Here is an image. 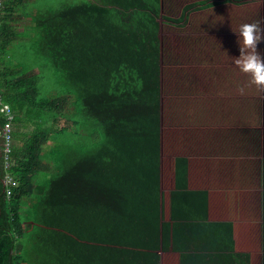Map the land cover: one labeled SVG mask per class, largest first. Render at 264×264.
Segmentation results:
<instances>
[{"label":"rangeland","instance_id":"374dc122","mask_svg":"<svg viewBox=\"0 0 264 264\" xmlns=\"http://www.w3.org/2000/svg\"><path fill=\"white\" fill-rule=\"evenodd\" d=\"M30 2L31 12L19 15L17 32L23 36H17L6 57L41 74L49 97L69 98L65 111L46 123L67 134L48 137L46 154L73 155L79 146L84 154L103 132L77 119L86 115L79 110L78 93L58 78L61 74L35 63V35L38 29L50 30L42 13L55 2ZM71 2L95 15L93 23H75V64L83 68L85 95L105 99L118 126H157L155 263L264 264V94L249 86V77L232 62L241 55L233 30L264 20V0ZM150 68L157 69L158 84L147 92L140 84ZM219 72L224 87L208 92L207 82ZM116 84L129 91L125 104ZM142 109L154 117L147 116L145 125ZM21 212L34 216L29 206ZM32 222L26 220L25 228Z\"/></svg>","mask_w":264,"mask_h":264},{"label":"trees","instance_id":"16d2710c","mask_svg":"<svg viewBox=\"0 0 264 264\" xmlns=\"http://www.w3.org/2000/svg\"><path fill=\"white\" fill-rule=\"evenodd\" d=\"M51 1L55 3L42 13L50 30L38 29L32 45L38 56L35 63L61 74L58 78L78 93L79 110L86 115L77 119L100 127L103 136L91 140L84 154L81 146L73 155V151L64 156L57 151L59 156L46 154L48 137L56 140L67 134L46 123L65 111L69 98L49 97L41 74L30 73L6 57L18 32L6 19L9 15H0V90L15 113L10 169L5 167V139L0 137V264H156V123L118 126L105 99L85 95L83 68L75 64V23H93L95 15L91 8H76L71 0ZM8 5L17 6L13 1ZM151 70L140 84L147 92L158 84L157 69ZM114 86L125 104L129 91L122 92L121 84ZM147 116L148 112L143 114V125ZM5 123L0 113V133ZM67 155L73 162L66 160ZM9 171L17 182L11 196L5 184ZM25 206L32 207L34 216L22 214ZM29 219L33 222L26 229Z\"/></svg>","mask_w":264,"mask_h":264},{"label":"clouds","instance_id":"9594fccd","mask_svg":"<svg viewBox=\"0 0 264 264\" xmlns=\"http://www.w3.org/2000/svg\"><path fill=\"white\" fill-rule=\"evenodd\" d=\"M264 20L258 19L250 23H243L238 30H233L239 37L240 57L232 62L236 68L249 77V86H254L258 93L264 94V57L258 52V45L264 41ZM221 47V46H220ZM238 92L243 95L244 87ZM8 105L0 107V113L8 110Z\"/></svg>","mask_w":264,"mask_h":264},{"label":"crops","instance_id":"0c3cea01","mask_svg":"<svg viewBox=\"0 0 264 264\" xmlns=\"http://www.w3.org/2000/svg\"><path fill=\"white\" fill-rule=\"evenodd\" d=\"M8 1H13L17 4V6H12V5H8ZM33 7V6H32ZM31 2L30 0H24L23 3L21 0H0V15L1 16H5V15H9V16H5L7 20H9L12 25L18 30L19 29V22H20V17L19 15L23 14V13H26V12H31ZM264 19V16L262 17ZM20 33H18V36L22 37L21 35H19ZM18 37H16L15 40H17ZM221 41H224L223 39H220ZM230 40V38H228V41ZM227 41V42H228ZM230 42V41H229ZM259 48L257 49L259 54H261L260 51H264V42H261L259 45ZM262 49L259 51V49ZM229 49H227L226 51H228ZM231 53L232 51L229 50ZM234 52V51H233ZM233 56H235L236 54H232ZM236 57V56H235ZM216 76V75H215ZM217 78H214V79H210L209 82H207V85H209V89H208V92H211L219 87H224V84H222L223 82V78L222 75H220V72L217 73ZM220 77H222L220 79ZM206 87V85H205ZM199 91L198 88H196V92ZM262 111L264 110V103H262ZM259 107V106H258ZM257 107V109H258Z\"/></svg>","mask_w":264,"mask_h":264},{"label":"built area","instance_id":"2783aa9c","mask_svg":"<svg viewBox=\"0 0 264 264\" xmlns=\"http://www.w3.org/2000/svg\"><path fill=\"white\" fill-rule=\"evenodd\" d=\"M4 104H7L9 107L6 112L1 113L3 117H5L6 123H5V126L2 132L0 133V137L5 139V145H4L5 167L7 169H10V167L12 166V161L10 157H11V151H12V146H13L15 113L13 112L11 105L4 101L3 94L0 90V107H2ZM5 184L7 186V195L11 196L12 195L11 187L16 186L17 182L16 180H14L10 171L7 173L5 177Z\"/></svg>","mask_w":264,"mask_h":264}]
</instances>
